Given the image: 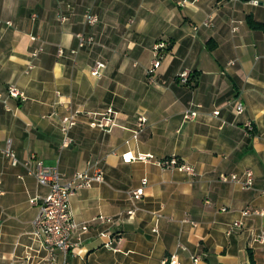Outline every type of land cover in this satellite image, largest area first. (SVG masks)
Here are the masks:
<instances>
[{
  "label": "crops",
  "instance_id": "1",
  "mask_svg": "<svg viewBox=\"0 0 264 264\" xmlns=\"http://www.w3.org/2000/svg\"><path fill=\"white\" fill-rule=\"evenodd\" d=\"M250 19L264 25V0H0V264L48 258L33 220L49 187L25 165L32 156L63 180L103 177L71 196L73 218L88 231L74 252L56 251L52 264H161L173 254L179 264H264V246L254 241L264 216L241 215L264 211V29ZM78 34L91 43L80 48ZM158 40L168 51L148 84ZM96 63L104 64L99 76L90 73ZM183 71L186 84L177 78ZM8 84L26 99L6 97ZM67 106L81 114L71 145L61 148ZM186 109L196 119L184 120ZM108 110L115 115L109 133L89 126L88 113ZM6 140L16 166L2 154ZM141 154L176 158L195 173L124 161ZM246 170L253 172L249 188L219 179ZM236 221L241 229L227 235Z\"/></svg>",
  "mask_w": 264,
  "mask_h": 264
},
{
  "label": "built area",
  "instance_id": "2",
  "mask_svg": "<svg viewBox=\"0 0 264 264\" xmlns=\"http://www.w3.org/2000/svg\"><path fill=\"white\" fill-rule=\"evenodd\" d=\"M256 3V2H255ZM84 19L87 23L93 25L97 22V16L86 12L84 14ZM65 17H61V21H65ZM10 24V22H7ZM204 26H211V18H208L202 23ZM234 31L237 30L235 27ZM78 40V46L80 48L91 43L92 39L85 37L81 34L76 35ZM32 40L35 37H31ZM168 51V45L163 40L156 41L152 46V61L146 70V80L148 84H155V79L161 66L162 58L164 54ZM62 54V50H58V55ZM231 64V62H230ZM32 67L30 66L29 69ZM104 70L103 63H96L90 70L91 75L99 76ZM189 72L183 71L178 75V81L182 84L188 83ZM6 97L15 99L18 101H24L26 96L24 92L19 90L16 86L8 84L5 90ZM0 101L4 103V98L0 95ZM8 109V107H6ZM9 110V109H8ZM244 111V107L239 100L234 102V113L236 115H241ZM80 111L72 109L67 106L66 112L60 117V130L62 133L61 148L69 147L72 143L70 137V131L76 126ZM91 116V121L89 126L91 128L99 129L104 132H110L115 126V115L111 110H108L103 114H89ZM198 113L193 109H186L183 114V119L186 121H192L196 119ZM213 116H218L219 111H214ZM139 126H143L145 119L139 117ZM248 130H252V125L249 123L247 125ZM3 156L9 161L10 165L16 166L18 164V159L15 152L11 147V141L6 140L5 146L2 148ZM132 160H139L143 162H152L161 168H174L180 172L186 173L188 175H194V168L190 165L179 163L176 158H169L164 160H155L153 156L150 155H124V161L131 162ZM32 164L34 166L33 174L37 181L49 187V193L40 201L38 204V213L33 220L34 233L38 236L43 244V247L48 254L47 260L43 264H52L55 260V252L60 251L64 254L68 252H74V250L82 243L83 235L88 231V227L83 224L77 223L70 210V198L77 191L82 189H87L92 187L94 184L101 183L103 181L102 173L97 171L96 173L90 175L85 172L76 173L70 179L63 180L62 175L57 168L45 167L43 163L35 159L33 156L25 162V165ZM219 179L223 182L232 181L239 184L241 187L249 188L253 183V172L251 170H246L242 175L235 173L225 175H220ZM146 180L142 181V186L131 192L133 199H139L143 194L144 186L146 185ZM2 190L0 189V195ZM30 203L35 205L37 203L36 199H31ZM131 214L132 211H128ZM242 217H247L250 215L264 216V211H256L250 208L244 209L241 212ZM101 221H104V217H99ZM1 226V218H0ZM242 227L241 221H236L230 225L226 231L227 235L232 234L235 230H239ZM155 232V229H153ZM254 241L262 246H264V233H259L255 236ZM118 244V242H117ZM111 245L110 242L105 243L104 246L112 251H119L118 245ZM197 258L193 261L197 262ZM161 264H179L178 256L173 254L168 258H165Z\"/></svg>",
  "mask_w": 264,
  "mask_h": 264
},
{
  "label": "trees",
  "instance_id": "3",
  "mask_svg": "<svg viewBox=\"0 0 264 264\" xmlns=\"http://www.w3.org/2000/svg\"><path fill=\"white\" fill-rule=\"evenodd\" d=\"M248 23L250 24L251 27L253 28H260V29H264V25L262 24H259V23H256L254 22L253 20H248Z\"/></svg>",
  "mask_w": 264,
  "mask_h": 264
}]
</instances>
